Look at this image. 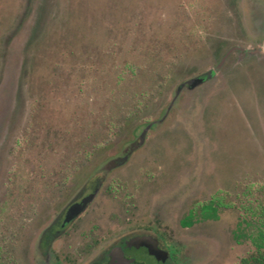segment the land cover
I'll use <instances>...</instances> for the list:
<instances>
[{
    "label": "rangeland",
    "instance_id": "rangeland-1",
    "mask_svg": "<svg viewBox=\"0 0 264 264\" xmlns=\"http://www.w3.org/2000/svg\"><path fill=\"white\" fill-rule=\"evenodd\" d=\"M123 151L77 251L135 223L182 264L264 252V0H0V264H42L31 165L75 158L84 183Z\"/></svg>",
    "mask_w": 264,
    "mask_h": 264
},
{
    "label": "flooded vegetation",
    "instance_id": "flooded-vegetation-1",
    "mask_svg": "<svg viewBox=\"0 0 264 264\" xmlns=\"http://www.w3.org/2000/svg\"><path fill=\"white\" fill-rule=\"evenodd\" d=\"M132 153L123 151L116 154L85 179L84 183H81V168L76 165L75 158L72 162H66V158L61 157L59 167L51 166L47 159L43 162L44 167L35 168L31 165L27 169L29 173L26 192L30 200L27 213L34 220L40 212L42 222H47L39 231L36 249V255L42 264H182L184 254L176 247V243L166 242L157 228L145 224L134 223L121 230L110 227L107 240L103 241L93 233L94 237L83 242L80 251L73 246L80 234L84 215L99 197L104 183L115 169L128 163ZM66 164L70 166L66 167ZM110 180L104 190V196L109 199L114 197L118 187V183L112 184L113 181ZM12 183L13 195L18 197L19 181L15 178ZM91 195L93 197L88 201ZM85 201L86 211L67 219L69 209L74 204H83ZM132 202L128 204L130 207L136 205V201ZM111 219L114 221L115 217ZM61 239L65 240L64 247L56 249L55 244ZM207 252L204 250L196 256L206 257ZM242 261L243 259L240 264H243Z\"/></svg>",
    "mask_w": 264,
    "mask_h": 264
},
{
    "label": "trees",
    "instance_id": "trees-1",
    "mask_svg": "<svg viewBox=\"0 0 264 264\" xmlns=\"http://www.w3.org/2000/svg\"><path fill=\"white\" fill-rule=\"evenodd\" d=\"M196 209H199V211L196 212ZM215 210H217V207L212 201L207 204L200 205V206L194 205L192 209L190 210V213L187 215L188 220H184L185 223L184 222L183 223L184 224L190 223L191 218L194 217L195 214L200 215L205 218L214 216L212 214V211L214 212ZM256 247L258 249L257 254L250 256L251 260L250 258L243 259L242 261L243 264H264V252L261 251L260 246H256Z\"/></svg>",
    "mask_w": 264,
    "mask_h": 264
},
{
    "label": "water",
    "instance_id": "water-1",
    "mask_svg": "<svg viewBox=\"0 0 264 264\" xmlns=\"http://www.w3.org/2000/svg\"><path fill=\"white\" fill-rule=\"evenodd\" d=\"M92 197H93V195H91L88 198V201H90ZM86 207H87L86 201L83 204H74L68 211L67 219L74 218V217L78 216L79 214H81L86 209Z\"/></svg>",
    "mask_w": 264,
    "mask_h": 264
}]
</instances>
